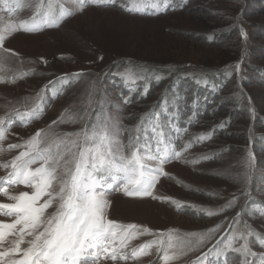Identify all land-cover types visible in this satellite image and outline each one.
Instances as JSON below:
<instances>
[{
    "label": "rangeland",
    "instance_id": "1",
    "mask_svg": "<svg viewBox=\"0 0 264 264\" xmlns=\"http://www.w3.org/2000/svg\"><path fill=\"white\" fill-rule=\"evenodd\" d=\"M36 2L0 0V28L10 30L22 20L39 23L44 9L36 14ZM81 2L83 9L78 11ZM186 2L136 0L138 10L129 12L125 8L129 7L130 0L103 3L56 0V15L61 9L74 14L58 27L34 33L16 31L4 42V49L9 51L0 49L3 58L0 76L5 81L0 82V117L4 123L18 117L14 123H8L10 127L6 131L3 128L6 139L0 140L3 149L0 165L24 150H9L8 145H23L37 131L43 130L41 135L49 142L77 140V148L72 149L76 151L84 143L83 134H90L94 127L98 130V125L106 121L125 155L135 150L140 156L157 157L144 161L155 168L159 157L149 145L154 135L163 137L164 132L157 134L160 132L157 128L160 123L165 127L163 117L167 115V103L159 111L158 108L168 80L159 77H163L165 70L178 72L179 68L207 73L228 63L230 67L237 59V63H243L239 57H246L242 75L248 72L247 84L243 83L247 92L229 79L220 91L223 96L219 101L216 99L203 113L196 112L195 122L189 127L187 117L191 111L183 103L184 110L178 114H181L178 121L185 130L173 141V146L181 149V156L164 163L166 175L159 176L152 196L125 195L121 190L125 182L123 173L113 172L120 177L113 185L111 179L107 180L108 173H95L103 188V197L109 202L106 218L140 228L130 230L137 235L125 240L126 246L119 239L111 242L110 247L117 251V260L113 261L110 256L97 259L100 254L92 252L82 264H165L162 256L166 251L170 256L178 254L167 264H220L219 255L229 251L243 253L245 258L226 260L225 264H250V258L254 260L252 264H264V181L261 185L255 183L258 175L264 176V152L256 149L254 143L252 148L258 159L254 174L249 171L246 154L250 135L264 129L257 124L250 133L251 120L247 114L248 106L254 105L257 114L264 115V0ZM241 27L247 39L239 36ZM237 63L227 70L236 69ZM144 78L152 85L147 92L150 100L159 98L160 101L157 114L152 115L154 120L142 124L150 110L144 109L142 116L139 115L143 101L140 97L145 93L140 89ZM12 79L15 83L8 82ZM127 80L135 86L132 96L127 93V83L124 84ZM188 88L184 87V92ZM189 92H193L192 87ZM172 101L175 102L173 98ZM29 111L30 116L17 114ZM220 121L229 124L204 144H198L196 134L207 137L211 127ZM140 123L144 125L142 130ZM140 131L144 132L142 137H138ZM76 133L82 135L78 138ZM190 142L196 146L189 147ZM66 148L71 145L61 143L59 150L64 152ZM52 151L55 154L57 149L53 147ZM213 152L220 155L213 157ZM251 165L252 162L250 168ZM37 166L39 162L33 165ZM10 172L11 168L0 167V185L5 184L9 194L32 192L24 185H8L4 178ZM12 202L0 194V203ZM55 207L53 204L45 214L52 213ZM14 219V216H0V221L7 223ZM145 228L150 232H143ZM169 237L175 245L171 249L167 247ZM12 238L8 237L3 247H8ZM229 241L231 247H228ZM245 242L247 251H236ZM143 245H148L144 250L149 254L134 257ZM210 249L213 251L208 252Z\"/></svg>",
    "mask_w": 264,
    "mask_h": 264
},
{
    "label": "snow or ice",
    "instance_id": "2",
    "mask_svg": "<svg viewBox=\"0 0 264 264\" xmlns=\"http://www.w3.org/2000/svg\"><path fill=\"white\" fill-rule=\"evenodd\" d=\"M91 3H103L106 0H89ZM56 0H37L34 5L35 13L44 9L40 22L29 24L20 21L10 30L0 28V49H4L5 40L16 31L38 32L44 28L58 27L72 12L65 13L63 9L59 15L55 14ZM83 2L78 11H82ZM126 11L132 12L136 8V0H130ZM0 57V68L3 67ZM26 75V74H25ZM129 79H132L129 76ZM0 82H5L0 76ZM8 82L15 83V79ZM36 107H38V102ZM19 116H30L32 113H17ZM35 118V117H33ZM55 123V122H54ZM4 118L0 117V126ZM43 130L37 131L23 145L11 144L8 149L23 148L11 161L0 167L11 168V172L4 178L8 185H24L32 192L21 191L9 194L8 187L0 186V194L8 197L12 203H0V216H14L11 223L0 221V264H82L92 252H97L99 258H118L111 242L119 239L122 246L125 240L135 238L137 233L130 230L139 229L136 224L122 225L106 218L109 202L103 197V188L95 173L103 171L124 174V185L121 189L125 195L131 197L152 196L153 189L160 175H166L163 165L169 159L180 156L179 152L172 156L161 154L157 167L152 168L145 160L157 159L153 156H140L135 150L129 155L123 152V146L110 133L107 122L94 127L90 134L84 133V143L77 148V140L49 142L42 137ZM69 136L73 134H68ZM78 138L81 133L75 134ZM6 139L3 127H0V140ZM70 144L64 152L59 150L60 144ZM53 147L57 149L53 154ZM3 149L0 148V152ZM68 156L66 159L65 157ZM39 162V166L33 167ZM100 188V191L97 189ZM47 197V199H44ZM156 199L157 197H154ZM170 199V198H168ZM41 200L43 202L41 203ZM235 201H230L234 203ZM56 205L55 210L46 215L48 208ZM211 214V213H209ZM143 232H150L143 229ZM8 237V247H3ZM245 241H246V237ZM162 244L163 241L157 242ZM26 245L25 247H21ZM148 245L141 246L138 255H148L145 251ZM174 248L172 237L167 245ZM231 247V241L228 243ZM236 251H247V242ZM177 253L171 256L166 251L163 261L177 258ZM7 258V259H6ZM120 259H125L120 256Z\"/></svg>",
    "mask_w": 264,
    "mask_h": 264
},
{
    "label": "trees",
    "instance_id": "3",
    "mask_svg": "<svg viewBox=\"0 0 264 264\" xmlns=\"http://www.w3.org/2000/svg\"><path fill=\"white\" fill-rule=\"evenodd\" d=\"M187 3H189V0H187L186 4ZM239 24H240V21H239ZM239 36L242 37L243 39H247L248 37L243 27H241V33L239 34ZM239 58L243 60L244 62L246 60L245 56L239 57ZM237 62H238V59L237 61H232L231 64L235 65ZM244 62L237 63V68L231 69L230 71H228L227 69L230 67L233 68V65H231L230 67H227L228 65H230L229 63L224 66L221 65L218 67H214L212 68L213 70L211 72H207V73H203V72L196 73V72H190L188 70L184 71L180 69L179 67H178L179 68L178 72L165 70V73L162 74L163 77H159V79L161 78H163V80L167 79L168 82L163 87L162 94L163 96L164 95L165 96L163 100H161L162 102L158 108V111L160 110L161 106L164 103H167V106L165 107L167 115L163 117L165 121V124H164L165 127L163 126V124L159 122L160 124L157 130H159L160 132L156 131L157 134L163 131L164 135L161 138H159V136L157 135L156 136L154 135V137L152 138L153 142L150 143L149 145L151 150H153L158 157L161 154L172 156L173 153L175 152H179L181 156V149H177V147L173 146V141L177 140L178 137L181 136V133H184V130H185L184 128H182L181 124L178 121V118L181 116L184 110L183 108L184 102L187 108L191 111V114H189V116L187 117V123H188L187 127H189L192 124V122H195V118L197 117L196 112L203 113L205 112V108L208 109L207 107L209 105L211 106V104L216 103V99L217 101H219V98L223 96L222 95L223 93H220V91L225 89V86H227L229 79H231V81L236 83L237 86H240L243 91L246 90L243 83L245 84L246 82L245 80L247 79L248 72L242 75V67L243 65H245ZM260 72H261L260 74H262V71ZM57 80L58 79H56V81ZM130 81L131 80H127L126 82H124V84L127 83L128 88H129V92L127 93L130 94V96H132L136 90H135V86L133 87L132 84L129 85ZM142 82L143 83L140 89H142L143 93L144 92L145 93L143 94V96L140 97V99L143 101H142V105L139 107V115L141 114V112H143L144 109L148 110L150 108L149 112L145 114V116L142 119V124H144L145 122L153 119L152 117L153 114H157L156 112L157 106L160 100L159 98H158L159 101L157 99L155 101L150 100L151 96L149 97L147 92L152 87L151 82L150 80H146V79L143 80ZM52 83L53 82H51L50 84ZM184 87H190V88L192 87L193 92H189L190 88H188V90L184 92ZM175 89H176V93L174 92ZM249 97H251V95H249ZM126 98L128 99L129 97L127 96ZM172 98L175 102L172 101ZM169 102H171V104H169ZM230 102L238 106L239 108L242 107V105L240 103H237L235 100H230ZM179 113L181 114L178 115ZM42 114H37V115L40 116ZM247 114H249V120H251L249 123L250 133L251 131H253V128H255L257 124L260 126H263L264 128V115L257 114V110L255 109L254 105L248 106ZM16 118L18 117H14L13 118L14 120L11 119L10 122L8 123L10 124L14 123ZM8 123L6 122L2 125V127L5 128V131H6V128L10 127ZM142 124L140 123L139 125V128L141 130L144 127V125L142 126ZM228 124L229 122L224 123L223 121H220L219 125H214V127H211L212 129L207 134L208 135L207 137H205V135L202 136L201 134H198V135L196 134V138L198 139L197 142L199 141L198 144H204V142L212 138L213 134L216 133L217 130H220L221 128H225ZM143 134L144 132L140 131L138 137H142ZM199 137H200V140H199ZM254 143H255V146L257 147V148L255 147L256 149L262 150L264 152V129L261 132L257 131L255 133H252L249 137V144H247L246 154H247L248 161L252 162L251 168H250V162H249V171L251 172V174H254V172L258 170L257 168L258 159H257L255 151L252 148L254 146ZM192 146L194 147L196 145H193V142L192 143L190 142L189 147H192ZM227 148H229V145L226 148H224V150H227ZM211 155L215 157V156H219L220 154H218V152H213ZM174 160H176V158L169 159L167 162H173ZM113 174L114 173L107 174V178H108L107 180L111 179L110 181L118 182L120 180L119 175L115 174L114 176ZM263 181H264V176L258 175V180H255V183L261 185ZM113 184L115 183L112 182V185ZM220 241L221 239L217 241L216 243L219 244ZM215 246L216 245L214 244V247L212 249H214ZM211 251L213 250L210 249L208 252H211ZM204 256H206V254ZM235 258L240 259L242 261L245 258V256L243 255V253L229 251V253L227 252L225 254H222L221 256L219 255L218 260L220 264H225L226 260L231 261V260H235ZM253 261H254L253 258H250L249 260L250 264H252Z\"/></svg>",
    "mask_w": 264,
    "mask_h": 264
}]
</instances>
